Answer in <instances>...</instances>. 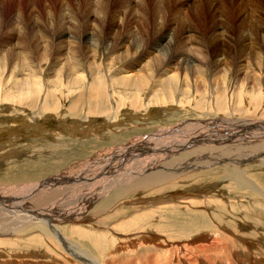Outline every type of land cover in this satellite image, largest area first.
<instances>
[{"label":"rangeland","instance_id":"1","mask_svg":"<svg viewBox=\"0 0 264 264\" xmlns=\"http://www.w3.org/2000/svg\"><path fill=\"white\" fill-rule=\"evenodd\" d=\"M80 3L81 0H0V31L2 32L0 34V60L5 57L4 52H9L10 49L14 48V52L17 51L20 54L22 53L24 57L34 60V65L37 66L38 72H42L41 76L44 79L51 78L55 73L51 63L56 61H59L57 63L62 61H64L62 63H65V58L74 53V38L69 39L66 37L58 40L57 35L54 41L53 36L56 32H62L63 30H73L74 34V14H77L76 12L80 10ZM75 8H77V11ZM187 9L188 7L186 11H188ZM186 11L176 10L173 12V19L170 18L169 20L172 25V32L178 25L184 24L187 26L188 24L187 27H189L193 22L196 25L198 23L205 24L204 26L208 28L214 23L215 17L213 14H216V17H220L217 13L212 14L207 11H201L202 13L198 12L196 17L192 18ZM124 14L126 13L119 14L117 18L119 19ZM133 16L135 15L128 14L127 20L130 23L133 21ZM177 17L185 18V20L175 22L174 19H177ZM118 22L120 23V21ZM53 33L54 35H52ZM169 41L170 37L165 38L161 40V44L164 46ZM192 44L193 41L191 40L183 41L182 43L179 41L177 45L172 44L171 49L175 53L178 52L177 54H184L201 60L200 54L194 51ZM194 44L196 45V41ZM217 45L213 44L211 47L214 54H212L211 63L207 65L206 73L208 72V78L211 79L218 73V70L219 74L228 72L230 81L226 85L228 86L227 89L226 86L224 87L225 90L223 88V91L228 93L223 92L224 96H221L220 101L226 97L227 99L229 97L236 98L237 91H241H239V88L235 90L237 70L235 72V68H232V59L234 58L235 60V56L243 53L241 48H244V45L245 48L247 46L249 51L256 52L257 50L264 51V43L260 45L253 43L238 44L241 47H231L228 49L227 55L221 54L225 52V44L221 43L220 45L219 43L220 46ZM221 47L222 49H220ZM206 49L210 50L202 46L203 55L206 54ZM231 50L233 51L231 52ZM47 56L50 57L48 58L49 62L41 64L39 62L40 59L45 60L42 57ZM214 56L215 59L213 58ZM55 58L56 61H54ZM241 65H245L243 59L238 66ZM230 87L232 88L230 89ZM261 98L264 99V93ZM106 105L109 106L103 105V107L105 106L103 111L106 109L104 113L109 108L110 111L104 114L105 116L96 115L90 120L91 125L88 123L89 125L86 124L84 126L82 124L86 121L84 115L81 114V117H78L74 115V112H71L72 114L66 113L67 104H63L64 108L61 106L63 108L61 117L54 113H43L45 118L41 116L43 118L39 117L38 119H33L32 116L36 110L28 111V109L21 108L14 110L9 109L7 105H0V210L2 208L5 209V211L3 209L2 211L5 214L4 221H7L6 223L10 220L19 221L16 222L18 227L13 226L14 231L17 232L12 231V227H9L8 224L0 227V234L2 232L12 233L0 235V264H84V262H80L68 251L69 248V250L71 249L72 252L76 253L69 245L60 244L56 238H53L55 237V232H52L49 226L44 224L49 221H53L54 227H56L54 229L60 233L63 232L74 246H76V243L82 249H87L89 253L93 254L103 264H123L124 261L126 262L124 264H128L127 260L135 262L134 260L142 257L144 258L143 261H139L136 264H141L142 262L146 264H174V261L168 260V253L171 251L170 247L173 248L171 253L175 255L176 251L181 249L175 246L176 244L181 241L191 240L189 238L182 239L179 234L189 232V236L195 235L193 238L198 239L199 235L203 236V234L208 232L209 234H217L219 232L218 229L222 230L223 228L220 225H224L225 229L231 230L239 225V229L243 226L241 230L248 228L255 233L257 232L256 230L262 229L264 232V195L254 191L253 188L239 186L232 180L234 175L233 168H226L214 162L209 163V165L206 163L205 168L203 167L199 170L185 168L187 169L184 171V173L187 172L185 175H181L178 179L171 180L160 187L137 188L131 182L125 183L124 186L122 185L118 188L116 184L118 185L120 181L116 183V181L111 180H116L117 176H121L120 179L125 180L126 177L133 174L142 173L141 167L145 168L143 164L137 165V163L131 162L129 166L134 165V168H132L133 166L127 167V170H119V174H116V168H122V165L127 164L126 160L128 159L126 157L123 158L124 153L119 154L118 149L121 146L126 145L134 138L152 136L153 132L160 128H172L188 119L204 120L206 114L200 112L199 109H196L197 111L190 110V108L182 110L178 106L148 108L138 112L128 107L122 110L117 107L118 103L114 101H106ZM261 114L259 115L264 117V109ZM25 115H29V118H26ZM220 115L221 113L218 117ZM106 117L113 118V121L109 122L110 125L107 121H104ZM30 121L35 123H30ZM178 139L176 138V140ZM144 141L146 142V140ZM210 141L208 140V142ZM224 141L226 142V140ZM221 144L219 143V145ZM163 145L152 144L151 146L156 149L152 148L150 152L160 151ZM186 145H189V143ZM170 149H174V145ZM196 151L193 150V154L191 151H185L186 153L180 152L167 155L168 157L161 158L158 165L161 164L162 167L164 164V166L176 165L182 161L194 159L198 157L197 154H194ZM207 153V151L202 150L200 155H203V157L211 155L212 157L215 152L213 153L212 150L209 152L210 154ZM217 154L218 151H216L214 156ZM227 156L224 155V157L220 156L219 158L221 160L229 159ZM124 162L125 164H123ZM248 163V165H245L246 167L243 166L247 175L253 179L256 178L254 180H258L259 184L264 187V163L253 161ZM113 166L114 169L112 168ZM146 173L144 172L143 174ZM105 192L106 195L104 194ZM97 194L102 196L98 197V202L91 203ZM191 201L197 203L206 201V205L202 204V207L200 204L198 207L192 204ZM171 204L175 205V207H168ZM230 206L234 207L233 211ZM259 221L261 223H258ZM155 222H159L160 225H154L153 223ZM23 223L25 224L23 225ZM162 223L166 226L165 228ZM149 224H151V227H149ZM251 224L255 227L251 226ZM20 226L23 228L19 229ZM147 227L149 228L146 229ZM163 230H169L171 235L169 237H174L173 240L177 241V243L174 241L165 243L163 237L164 234L168 235V231L166 233ZM246 234H250V232ZM155 235H161L162 239L159 237L154 240L153 237ZM132 237L137 240L142 237L146 238L148 240L145 243L147 247L145 244H141L139 247H134V251L132 247L125 249L123 243L126 240H131ZM121 241L122 243H120ZM54 243L58 245V248ZM238 243L242 244V242ZM257 245L253 249L260 255H264V252L258 250ZM261 247L264 249L263 240ZM182 253L183 251H181ZM85 254L86 252H84ZM226 254L229 255L230 253ZM212 255L214 256V254ZM145 257H147V260ZM215 258H213L214 263L223 264L225 256H220L221 259L219 257H217L219 259Z\"/></svg>","mask_w":264,"mask_h":264},{"label":"bare ground","instance_id":"2","mask_svg":"<svg viewBox=\"0 0 264 264\" xmlns=\"http://www.w3.org/2000/svg\"><path fill=\"white\" fill-rule=\"evenodd\" d=\"M187 7L188 11H186ZM75 10L77 11V8ZM176 10H185L192 18L196 17V14L201 11H207L212 14L217 13L220 17H216V14H213L215 17V19L213 18L214 23L208 28L204 26L205 24L198 23L196 25L193 22L189 27H187L188 24L187 26L184 24L176 25L177 27L172 32V25L169 23V20L170 18L173 19V12ZM123 12L126 14L118 19L119 14ZM76 13L74 14L73 22L74 34L73 30H63L62 32H56L55 35L54 33L52 34L54 35V41L57 35L58 40L66 37L69 39L74 38V55L71 53L69 57H66L65 63H62L64 61L57 63L59 61H56V58L55 60L53 59L56 62L51 63V67L55 73L51 78L44 79L41 76L42 72H38L37 66L34 65V60L26 56L24 57L22 53L20 54L16 50L14 52V48L10 49L9 52H4L5 57L0 60V105H7L9 109L14 110L17 108L28 109V111L36 110L32 116L33 119H38L41 116L45 118L44 115L49 113L60 116L61 110L64 108L63 104H67L65 108V110L67 109L66 113L72 114L71 112H74V115L78 117H81V114L84 115L86 121L82 123L83 126L86 124L91 125L90 120L96 115L102 117L110 111V108L105 113L106 109L103 111L105 106H109L106 105V101L118 103L117 107L122 110L128 107L138 112L148 108H168L172 106H178L182 110L188 108L190 110L199 109L200 112L206 114L204 120L188 119L172 128H160L153 132L152 136L134 138L126 145L121 146L118 149L119 154L124 153L123 158L126 157L128 159L126 160L127 164L123 163L126 167L125 165H122V168L118 169L115 167L116 171H114L117 172L116 174H119V170L122 171L127 167L133 166L132 168H134V165L129 166L131 162L137 163V165L143 164L145 168L141 167L142 173L135 172L136 174L126 177L125 180L120 179L121 176H117V179L120 180L111 181H116V183L120 181L118 185L116 184L118 188L119 186H124L125 183L131 182L137 188H155L156 186L160 187L169 183L171 180L178 179L181 175H185L187 172L184 173V171L189 168L199 170L206 163L209 165V163L214 162L226 168H233L234 175L232 180L239 184V186L253 188L254 191H258L264 195V187L259 184L258 180H254L256 178L253 179L247 175L243 167L252 161L264 163V117L259 115L264 109V99L261 98V95L264 93V51L257 50L256 52H252L247 49V46L245 48L244 45V48H241L242 54L235 56V60L231 57L233 58L232 68H235V72L237 70L236 75L234 74L235 90L239 88V91H241H237L236 98L229 97L227 99L226 97L220 101L223 92H225L223 88L230 81L228 72L219 74V70H216L218 73L215 72L216 74L211 79L208 78V72L206 73V69H208L207 65L211 63V57L214 54L211 50L213 44H225V52L221 54L227 55L228 49L238 47L243 43H253L255 45L264 43V0H81L80 10ZM128 14L135 15L132 17L133 21L131 23L127 20ZM187 14L185 15L188 16ZM183 20L185 18L177 17V19H174L175 22ZM23 35L25 34L23 33ZM24 37L26 38V36ZM168 37H170L169 43L163 46L161 40ZM187 40L193 41L192 46L194 47V51L200 54L201 60L172 51V44L177 45L179 41L182 43ZM195 41L196 45L194 44ZM202 46L210 49L209 51L206 49L205 55L202 54L204 53ZM42 58L45 60L40 59L39 62L41 64L49 62L48 58L50 57ZM213 58L215 59V56ZM242 59L245 65L238 66L242 62ZM208 89L212 91L209 92ZM225 93L228 92L226 91ZM103 105L105 106L103 107ZM220 113L221 115L218 117ZM28 116L25 115L26 118ZM111 117H106L104 121L108 123L113 121ZM30 123L35 122L30 121ZM176 138L179 139L176 140ZM149 139L150 141H148ZM208 140L211 141L208 142ZM155 143L164 145L160 151L150 152L154 148L151 145H155ZM188 143L189 145H186ZM219 143L222 144L219 145ZM173 145L174 149H170ZM193 150H197L194 154L198 156L194 159L182 161L176 165L164 166V164L163 167L161 164L158 165L162 157L185 151H191L193 154ZM202 150L208 153L212 150L213 153L218 151V154L214 156V153L212 157L211 155L203 157V155H200ZM224 155H228L229 159L221 160L219 158L220 156L224 157ZM112 168L114 169V166ZM144 172L147 173L143 174ZM232 180L230 181L232 182ZM111 189L113 190V188ZM248 193L250 194V192ZM101 194H97L95 196L96 199L94 198L91 203L98 202V197L106 195V192ZM191 202L198 207L200 204L206 205V201H200L199 203ZM220 205L222 206V204ZM260 206L263 205L261 204ZM168 207H175V205L171 204ZM2 209L0 210V227L4 224H8L12 229L13 226L18 227V223H16L18 220H10L8 223L4 221L5 214ZM3 210L5 211V209ZM231 210H234L233 206ZM165 222L167 221L165 220ZM258 223H261V221ZM44 224L48 225L52 232H55V237H51L56 238L60 244L69 245L76 252L74 253L68 248V251L76 259H79L80 262H84V264H103L93 254L89 253L87 249H82L76 243V246H74L63 232L56 231L53 221ZM153 224L160 225L159 222ZM150 225L149 227H151ZM22 226L19 229L23 228ZM220 226L223 228L222 230L218 229L219 232L217 234H209L208 232L207 234H203V236H197L198 239L193 238L195 235L189 236V232L186 231V233L179 234L180 238H189L191 240L181 241L176 244L175 246L181 249L175 250L177 252L175 255L171 253L173 252V248L170 247V254L167 252L169 255L168 260L174 261V264H216L213 262V258L225 256L223 264H264V255H260V253L253 249L258 244V247L256 246L259 248L258 250L264 252V249L261 247L262 240L264 241L262 229L256 230L257 232L254 233L248 228L241 230L243 226L239 229V225L238 227H234L233 230L225 229L224 225ZM253 227L255 226L253 225ZM167 231L168 235L164 234L163 237L165 243L170 241L177 243V241L173 240L174 237H169V230ZM167 231L164 232L167 233ZM248 232L250 234H246ZM5 234L9 235L12 233L2 232L0 235ZM14 234L16 235V233ZM134 237L131 240H126L125 245V242L123 243L125 249L132 247L134 251V247H139L141 244L144 245L148 242L144 237L139 240ZM159 237L162 239L161 235H155L153 238L157 240ZM238 242H242V244ZM54 244L56 245V243ZM181 251L184 253H182L183 256ZM84 252H86L85 255ZM143 259V257L137 258L134 260L135 262L127 260V263L136 264L139 261H143ZM145 259L147 260V257ZM148 261L150 260L148 259ZM141 264L146 263L142 262Z\"/></svg>","mask_w":264,"mask_h":264}]
</instances>
